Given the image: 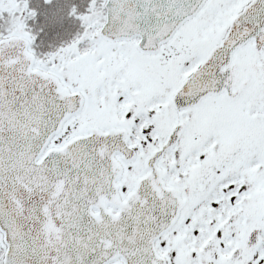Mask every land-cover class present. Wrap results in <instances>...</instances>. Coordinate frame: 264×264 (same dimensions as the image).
Returning a JSON list of instances; mask_svg holds the SVG:
<instances>
[{
    "label": "snow or ice",
    "instance_id": "1",
    "mask_svg": "<svg viewBox=\"0 0 264 264\" xmlns=\"http://www.w3.org/2000/svg\"><path fill=\"white\" fill-rule=\"evenodd\" d=\"M0 264H264V0H0Z\"/></svg>",
    "mask_w": 264,
    "mask_h": 264
}]
</instances>
